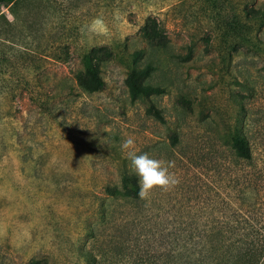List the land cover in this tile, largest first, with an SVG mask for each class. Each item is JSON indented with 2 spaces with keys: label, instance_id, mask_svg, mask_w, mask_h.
Segmentation results:
<instances>
[{
  "label": "rangeland",
  "instance_id": "374dc122",
  "mask_svg": "<svg viewBox=\"0 0 264 264\" xmlns=\"http://www.w3.org/2000/svg\"><path fill=\"white\" fill-rule=\"evenodd\" d=\"M102 47L90 93L77 76ZM128 137L179 183L108 194L134 172ZM241 242L264 243V0L0 7V264H183Z\"/></svg>",
  "mask_w": 264,
  "mask_h": 264
},
{
  "label": "trees",
  "instance_id": "16d2710c",
  "mask_svg": "<svg viewBox=\"0 0 264 264\" xmlns=\"http://www.w3.org/2000/svg\"><path fill=\"white\" fill-rule=\"evenodd\" d=\"M15 0H0V7L6 6ZM102 60L97 63L93 54L87 53L83 56L84 70L78 73V84L90 93L101 91L105 88L106 83L102 78V63L111 61L112 53L107 47H102ZM158 89L150 85L144 87L133 86L132 95L134 97H142L149 99V95L157 92ZM149 108L154 109L150 104ZM233 149L238 157L245 160H252L253 153L249 140L244 136H237L233 142ZM105 190L108 194L115 197L131 198L139 201V178L133 171H123L121 174V182L118 185H106ZM213 246V244L211 245ZM212 251L216 248L211 247ZM264 258V243H231L220 245L216 249V257L207 259L192 260V257L184 259L183 264H260Z\"/></svg>",
  "mask_w": 264,
  "mask_h": 264
},
{
  "label": "clouds",
  "instance_id": "9594fccd",
  "mask_svg": "<svg viewBox=\"0 0 264 264\" xmlns=\"http://www.w3.org/2000/svg\"><path fill=\"white\" fill-rule=\"evenodd\" d=\"M121 148L128 152L132 168L139 178L138 195L141 200L149 201L155 190L169 191L179 183L178 178L170 171L175 167L174 161L153 159L146 153L137 155L132 137L125 139Z\"/></svg>",
  "mask_w": 264,
  "mask_h": 264
}]
</instances>
